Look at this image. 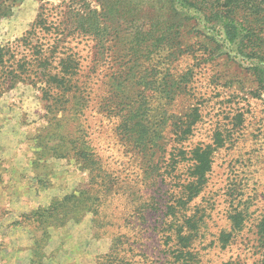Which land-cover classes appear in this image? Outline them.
<instances>
[{"label": "rangeland", "instance_id": "rangeland-1", "mask_svg": "<svg viewBox=\"0 0 264 264\" xmlns=\"http://www.w3.org/2000/svg\"><path fill=\"white\" fill-rule=\"evenodd\" d=\"M90 1L111 35L126 30L132 36L102 48L82 33L61 40L40 34L54 71L70 55L79 64L66 103L43 99L44 84L21 76L19 64L33 51L28 30L42 4L58 24L72 20V0L11 2L10 13L0 17V167L21 166L33 189L11 196L0 209V264H16L11 255L17 264H163L164 228H180L176 223L184 215L204 261L239 257L251 264L249 247L258 244L264 225V0H248L256 5L258 27L236 44L221 25L192 9L173 19L165 0ZM140 39L163 46L140 59L138 73L147 85L140 81L135 88V103L148 108L145 127L156 140L143 148L132 141L139 136L137 119L120 105L124 95L114 83L136 59L129 48ZM174 76L182 78V88L169 98L163 80ZM196 109L192 132L179 142L174 124ZM209 144L212 167L198 194L200 187L190 183L192 163L175 162L182 149ZM66 195L78 198L65 204L70 212L62 224L61 212L39 216ZM235 213L244 214V230L223 250L218 238L231 231ZM62 227L83 237L82 252L64 256L57 234Z\"/></svg>", "mask_w": 264, "mask_h": 264}, {"label": "trees", "instance_id": "trees-1", "mask_svg": "<svg viewBox=\"0 0 264 264\" xmlns=\"http://www.w3.org/2000/svg\"><path fill=\"white\" fill-rule=\"evenodd\" d=\"M17 1L20 0H0V17L7 16L11 11V2L15 3ZM95 1L101 6H104L105 2L109 0ZM119 1L120 0H115V2ZM91 2L92 1L90 0H72V4H75V7H71L72 16L70 17L72 20L67 19L66 22L64 20L58 24L57 21L50 20L46 11L49 7H47V4L44 3L40 7V13L38 14L36 22L33 24L32 28L28 30V35L32 41L31 44H33L31 46L33 51L30 50L20 59V74L21 76L25 75L28 78L30 77L34 84H44L42 88V98L47 99V101L54 99V101L60 103L67 102L66 99L69 97V90L72 89L71 87L74 86L75 82L77 83V79L75 77L79 74L77 71L79 64L75 58L69 54L70 56L63 58L60 61L57 70L55 68L56 71H54V69H52V61L48 56V51L44 48L46 42L43 40L45 37H42L40 35L41 33H55L57 36H60L59 40L75 33H82L91 36L93 41L96 42V46H100L102 48L109 42L111 43L114 41L115 38H120L126 44V39H130L132 36L131 32L126 30H119L115 36L111 35L99 19L100 12L95 6L91 5ZM165 4L168 10L173 14V19H176L185 9H192L203 20L221 25L225 31L226 38L231 43L235 44L238 40L243 39V32H250L252 28L258 27L256 24L258 21L255 19L258 16L255 8L256 5H250L248 0H165ZM134 45L135 47L133 49H129L131 50L132 55L134 52V55L137 56L136 59L133 57L134 61L129 64L130 66L128 70L125 71L124 74H120L119 77H116L114 79V83H116V87L119 89L118 92L124 95L121 97L122 101L120 105H122L123 109H127L128 114L130 113L131 116L134 115V118L137 119L133 127H136L137 125L139 126V136L132 135V141L137 148L140 146L143 148L147 146L145 141L148 143L152 142L154 144L155 135L154 133H152V135L148 132L149 127H145L149 116L148 108H141V105L136 108L135 103V98L138 96V94L135 95L134 93L135 88L141 84L140 81L147 85V81H145L146 76H140L138 73L142 65L140 59L146 57V55L161 51L160 49L161 47L163 49V46L155 43L152 44L146 39L136 40ZM128 54L130 53H126V56ZM4 55L5 47L0 46L1 62H4ZM169 56L170 58L172 57L170 52ZM128 63H130V61H128ZM171 64L172 63H170V66ZM180 79L182 80L180 76H174L172 78H168V80H163V82L168 86H166V94L169 98L174 97L177 91L182 88ZM61 89L62 91H60ZM198 114L199 113L196 109L188 116L187 119H181L179 122L174 124V134L179 142L185 140L187 135L192 132V129L198 120ZM152 118L155 119V116L153 115ZM160 146L161 145L158 147ZM80 156L83 157V154ZM178 156H181V158L177 159L175 164H179L186 160L192 163L190 166L192 181L190 183H194L200 187L198 189L199 194L202 190L201 187L206 180V174L212 167V145L196 146L195 148L190 149V151L182 149L178 153ZM105 174L107 173L105 172ZM96 178L98 179L99 176L97 175ZM100 178L105 181V177ZM82 190L89 195H100L99 192H91L88 189ZM101 195L107 197L110 194L109 192H105L101 193ZM77 198L78 197H76V195H66L62 200H59L57 206L53 205L49 209L42 210V212L38 214L39 216L41 215V217L46 216V214L52 217L54 215H59V212H61L62 224L63 221L68 218L67 216L70 212L66 207L67 203H75ZM170 208H173V206L169 207V209ZM189 219L190 217L184 215L181 219L177 220L180 225L176 223V225L180 226V228H164L165 233L163 234V237H165L167 243V246H165L167 255L163 264H212L204 261L202 253L199 252V249H197V247H193L197 235L187 232L184 227L185 225L188 226L192 222ZM230 219L232 220L231 231L221 233L218 238L219 243L222 244L221 249L223 250L227 249L228 246L235 241L237 236L244 230L243 228L245 226L244 214H231ZM258 235L259 237L255 238L256 241H258V244L249 247L254 256V260L251 264H264V225L261 230L258 231ZM118 240L121 239L119 238ZM109 258H117L116 260H118L117 255H109ZM122 264H128V261H123ZM213 264H246V262L243 261V258L241 259L237 257L229 259L226 262Z\"/></svg>", "mask_w": 264, "mask_h": 264}, {"label": "crops", "instance_id": "crops-1", "mask_svg": "<svg viewBox=\"0 0 264 264\" xmlns=\"http://www.w3.org/2000/svg\"><path fill=\"white\" fill-rule=\"evenodd\" d=\"M16 174V175H15ZM7 175L6 181L0 182V209L6 208L11 196H27L32 192V183H25V179L21 175V166L7 168L0 167V177ZM59 238L62 240L64 256H70L82 252L81 244L83 237L79 234H74L68 228L62 227L57 230ZM12 261L17 263L18 258L11 255ZM11 260V259H8Z\"/></svg>", "mask_w": 264, "mask_h": 264}]
</instances>
